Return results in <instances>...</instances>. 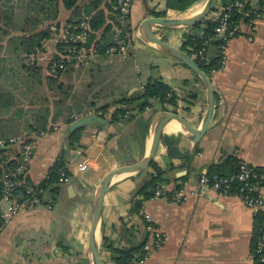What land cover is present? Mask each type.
<instances>
[{
    "label": "crops",
    "instance_id": "obj_1",
    "mask_svg": "<svg viewBox=\"0 0 264 264\" xmlns=\"http://www.w3.org/2000/svg\"><path fill=\"white\" fill-rule=\"evenodd\" d=\"M27 1L9 0V4L16 5L15 21L19 26L26 22ZM59 1L58 19L52 23L55 28L58 24V39L48 41L43 52L26 53L30 63L33 61L31 64L38 62L41 66V60L58 52L63 29L72 14L63 0ZM205 1L180 12L168 9L167 0H134L131 24L136 37L130 53L97 55L88 67L79 70L78 64L60 75L58 88L68 83L72 97L78 98L71 105V113L60 114L54 122L50 118L53 130L31 134L35 149L28 178L33 184H41L57 159L64 155L71 181L61 186L59 194L45 197L43 204L24 207L8 223L0 234V264H69L72 260L91 264L88 240L100 182L109 172L137 164L149 154L153 120L164 111L162 103L153 100L144 111L130 113L133 114L131 120L116 124L111 122L114 107L105 113L100 108L112 104L115 98L132 96L155 79L168 83L179 96L177 105L170 106L167 112L179 115L190 133L174 123L169 126L167 123L174 121L163 118L153 160L164 171L163 184L168 192L184 187L191 196L182 203H175L166 196L145 200L144 211L166 234V242L143 264H255L252 259L256 230L253 212L236 197L202 190L199 177L228 156L264 168V0H246L260 13L256 30L252 33L248 21L242 19L241 34L226 48L223 70L210 76L216 96L215 108L199 140L193 139L199 134L206 112L205 85L197 83L192 70L177 58L147 43L138 34L142 21L157 17L156 13H162L164 16L159 17L164 18L191 16L201 10ZM85 3L86 0H79L77 5ZM218 16L216 12L213 15ZM150 30L157 38L181 48L183 32L187 29L152 25ZM12 32L3 42L2 56L9 49L10 39L18 33ZM114 55L115 58H110ZM125 59L132 60L130 67L117 64ZM47 71L49 75L52 73L49 64ZM87 72L91 73L92 81L86 79ZM114 81L121 86L111 88ZM193 92L197 94L195 98L190 97ZM17 105L11 107V111L1 112L0 124L7 121L18 126L20 122L11 119ZM88 116L99 117L103 123L83 127L82 145L73 148L71 126ZM70 118L75 120L69 122ZM22 134L29 135V132L18 129L7 135L2 133L0 141ZM83 157L90 166L80 172L77 162ZM147 180L148 169L113 180L104 198L102 241L106 236L116 245L127 243L122 218L130 224L141 222L139 216L131 213V208L135 198L142 197ZM136 237L139 238L140 233ZM101 264H115L105 248L101 249Z\"/></svg>",
    "mask_w": 264,
    "mask_h": 264
},
{
    "label": "trees",
    "instance_id": "obj_2",
    "mask_svg": "<svg viewBox=\"0 0 264 264\" xmlns=\"http://www.w3.org/2000/svg\"><path fill=\"white\" fill-rule=\"evenodd\" d=\"M79 0H63L66 9L71 10L72 14L67 22L69 36H72L80 31V23L83 20V14L90 17L91 32L89 35L88 45L93 43L99 45V54H106V50L110 47H114L117 44L115 37V26L113 23L114 18V0H87L83 6H78ZM204 0H167V8L175 9L180 12H186L195 4ZM238 0H219L218 4L212 9V12H219L221 8L235 3ZM246 1V0H240ZM59 0H28L25 3V10L27 13L26 22L22 26H19L15 19L17 18L16 5L9 4V0H0V78L5 70V56L1 53L5 49V44L3 43L6 38L13 33L12 31H17L18 33L12 37L9 41V47L13 48L11 54H15V58L19 60L22 58V54H37L45 51V45L48 41L54 39L55 34L59 33L50 29V26L46 24H51L58 19V4ZM249 6V3H248ZM245 7L243 10H235L233 12L232 20L235 22H241L242 19L246 17ZM3 8H5L3 10ZM108 12L110 14H108ZM210 13V14H211ZM209 14V15H210ZM207 15L200 23L197 25L184 30L183 41L181 49L187 52L192 57L198 54L199 50L206 48V56L209 59L207 64L201 60L198 56L194 57L196 62L199 64L200 68L208 75L211 76L214 69H218L221 66L222 55L221 48L223 41L217 37L216 28L219 25L218 18ZM156 16H164L162 13H156ZM249 19V18H248ZM58 28V24H57ZM208 41V44L205 42ZM70 43L66 42L65 38H62L58 43V52L53 56L55 60H58L60 55L64 53L65 47L69 46ZM179 62L189 68L185 63L179 60ZM38 62H35L33 66L22 65L23 68L28 70L29 77L36 80L37 82H42L41 66H37ZM49 62V70H50ZM77 65L76 63L68 64V68ZM190 69V68H189ZM63 69H58L57 71L50 73L49 80L54 83L59 79L60 75L65 71ZM191 70V69H190ZM193 72V71H192ZM24 73V72H23ZM195 75V81L199 84H204L201 78L193 72ZM28 77V76H27ZM1 80V79H0ZM197 94L193 92L190 97L195 98ZM179 96L175 93L172 87L161 79H155L149 81L144 85L143 89L130 97L115 98L112 104H108L100 108V110L105 113L109 110L111 106L114 107L111 122L112 123H122L131 120L133 117L130 113L134 111H144L147 107H150V103L154 101H159L163 105L164 111L169 110L170 106H176L178 103ZM16 105L13 92L7 90L0 84V115L1 112L14 107ZM65 108L71 111V106H65ZM64 109H57L56 114L52 117L54 122L59 119V115L62 114ZM35 124L29 123L26 128H28L29 135L33 133L39 134L41 131L53 130V125L50 126L51 110L49 108L43 111H36ZM40 119V120H39ZM75 118H70L68 121L72 122ZM171 124V123H170ZM173 126V125H172ZM82 129H78L71 134L70 142L73 148L82 145L81 142ZM30 138H28V141ZM19 149L15 146H0V178L11 169H14L20 161ZM239 159L235 156H228L223 162L214 164L210 167L208 171L209 175L219 174L221 176H233L235 175ZM66 166V160L64 155H61L53 167L48 173V178L45 179L41 186L45 189L43 194L39 196L44 201L45 197L48 195L55 196L60 193L61 184H59V171L62 167ZM163 170H161L152 160L148 168V180L145 187L142 190V197H137L134 200L133 206L131 208V213L133 215L139 216V221H135L132 224L125 221L122 218L123 223V234L127 241L126 244L116 245L110 238L104 236L102 241V249L108 252L109 257L115 264H132L136 259L137 255L141 254L149 241L150 231L148 227L150 223L140 214V210L144 206L145 200L152 198L157 186L163 184ZM34 185L28 177L25 181L17 187V195L20 201H25L29 198L27 194L28 187ZM238 183L233 182V186L237 187ZM3 186V182L0 179V188ZM1 220V218H0ZM140 233V237L137 238L136 235ZM101 258V256H100Z\"/></svg>",
    "mask_w": 264,
    "mask_h": 264
},
{
    "label": "built area",
    "instance_id": "obj_3",
    "mask_svg": "<svg viewBox=\"0 0 264 264\" xmlns=\"http://www.w3.org/2000/svg\"><path fill=\"white\" fill-rule=\"evenodd\" d=\"M87 1V0H86ZM134 0H114V28L117 44L106 50V54H123L127 55L135 45L136 33L131 24ZM248 6L246 1H236L222 7L218 12L219 25L216 28L217 37L222 41L221 66L214 69L212 74L223 70L226 64V48L231 40L241 34V22L232 20L235 10H243ZM248 24L253 31L256 30V22L260 19L259 11L248 6L245 11ZM249 18V19H248ZM91 32L90 17L83 14V20L80 23V31L69 36L68 27L63 29V38L66 39L69 46L65 47L58 60L51 58L50 71L53 73L58 69H66L68 64H82L91 61L99 54V45H88L89 35ZM208 44V41L205 42ZM206 48L199 50L194 57H199L201 60L209 63L206 56ZM32 60V58H31ZM33 63V61L31 62ZM28 138H30L28 141ZM34 136L18 135L7 140H1L0 146L17 147L20 153L19 164L6 172L0 179L3 186L0 188V234L7 227L8 223L26 206L35 207L43 204L39 194H43L45 189L41 184H34L28 187L27 194L29 198L25 201H20L17 195V187L23 183L28 177L29 165L34 155ZM89 161L85 157L77 162V168L80 172H85L89 168ZM59 184H67L71 181V174L67 166H64L59 171ZM48 176L46 177V179ZM233 182L238 183L237 187L233 186ZM199 185L202 190L210 191L223 197H236L241 200L254 214L256 219L255 243L252 254V259L255 264H264V168L256 167L245 160H240L238 169L233 176H221L219 174L209 175L208 172L203 173L199 177ZM168 197L175 203H182L188 200L191 196L186 192L185 188H177L173 192H168L165 185L157 186L154 197ZM140 214L150 223L148 230L150 231L149 241L143 252L137 255L132 264H143L154 250L162 248L166 242V234L153 224L152 217L144 211V206L140 210ZM69 264H80L79 260H72Z\"/></svg>",
    "mask_w": 264,
    "mask_h": 264
},
{
    "label": "water",
    "instance_id": "obj_4",
    "mask_svg": "<svg viewBox=\"0 0 264 264\" xmlns=\"http://www.w3.org/2000/svg\"><path fill=\"white\" fill-rule=\"evenodd\" d=\"M218 2L219 0H206L201 10L198 13H195L191 16L175 17V18L149 17L144 19L138 28V34L144 41L161 48L168 54L174 56L178 60L185 63L193 72H195L201 78V80L203 81L206 87L207 90L206 112L203 117L199 134L198 136L194 137L193 140H199L204 135L214 112L216 96L212 84V79L200 68L199 64L191 55L183 51L181 48L175 47L157 38L151 32L150 27L152 25H158V26L174 28V29L191 28L197 25L198 23H200L207 15H209L212 9L218 4ZM163 118L173 120L174 122L178 123L179 127L190 133L186 123L179 115L167 111L158 113L155 116L152 124L153 125L151 130L152 141H151V148L149 154L141 162L131 166L119 167L109 172L107 175L103 177V179L100 182L94 204V214H93V220H92V225L90 228L89 240H88V251H89V259L91 264H101V258H100L101 249H102L101 222H102V213H103V204H104L105 195L110 189L113 180L115 178L123 174H133L136 172L145 171L149 168L156 153L157 135ZM92 123H103V120L95 116H88L81 118L77 120L74 124H72L71 134L76 130L83 129V127Z\"/></svg>",
    "mask_w": 264,
    "mask_h": 264
},
{
    "label": "rangeland",
    "instance_id": "obj_5",
    "mask_svg": "<svg viewBox=\"0 0 264 264\" xmlns=\"http://www.w3.org/2000/svg\"><path fill=\"white\" fill-rule=\"evenodd\" d=\"M214 14H215V11L212 12V14L210 15L213 16ZM166 15H168V12L166 13ZM47 25H49L50 29L53 31L58 30V28L54 27L55 25L52 26V23L46 24L45 27H47ZM54 39L56 40L58 39V33L55 34ZM5 51L6 52L4 53L5 54L4 56L6 59L5 60V70L6 71L2 73L1 75L0 84L3 87H5L7 90L13 92L15 103L18 105L14 108V115L11 119H14L15 121L20 122V123H18V126H17L16 124H13V123H7V121L5 120L6 122H3L0 124V135L2 133L3 135L9 134V132L14 133L15 131H18V129L20 130L24 129L28 131V128H26L27 127L26 125L29 123L35 124L38 121L36 120L37 116H35L36 111H43L49 108L51 110V117H54L57 109L58 111L59 109H62V108L64 109L62 111V115L66 112L71 113V111L65 108V106L70 107L71 105H74V102H76L75 99L78 98V96H75V95L72 97L71 88H70L71 85H69L68 83H64V84L62 83V85L59 86V87L62 86V88L60 89L58 88V84H59L58 79L54 83L52 80H49V77H48L49 74L47 71V66L51 58L55 56V54L51 56L50 58H47L46 60H41L40 65H41V73H42V78H41L42 82H37L36 80L30 78L29 77L30 72L22 67V65L24 64L28 66L29 65L33 66L35 64V63L34 64L30 63L29 56L26 55V53L22 54V58L17 60V58L13 57V54H11V52L13 51L11 44H10L9 49H6ZM110 58H115V55ZM121 62L122 63L118 62L117 64L125 68L130 67L132 65V60H129V59L121 60ZM38 64L39 63H37V66ZM89 65H90V61H87L82 64H79L76 67L79 70H82V68H86ZM10 69L15 70V72L11 71ZM67 72L68 70H65L62 73V75L66 74ZM191 74L194 76V79H195L194 73H191ZM85 75H86V79L89 78L91 81L93 80V77L91 76L90 72H87ZM120 86L121 84H118L117 81H114V83L111 84V88L120 87ZM139 92L140 91L138 90L134 94H137ZM7 111H11V108L7 109ZM0 118H1V115H0ZM2 120L3 119H0V122Z\"/></svg>",
    "mask_w": 264,
    "mask_h": 264
},
{
    "label": "bare ground",
    "instance_id": "obj_6",
    "mask_svg": "<svg viewBox=\"0 0 264 264\" xmlns=\"http://www.w3.org/2000/svg\"><path fill=\"white\" fill-rule=\"evenodd\" d=\"M171 123V122H170ZM170 123H167V124H169V126H172L173 125V123L177 126V127H179V125H178V123H176V122H172L171 124ZM174 126V125H173Z\"/></svg>",
    "mask_w": 264,
    "mask_h": 264
}]
</instances>
